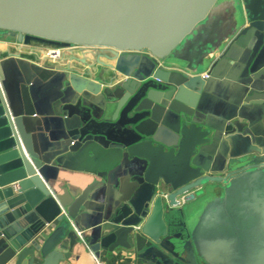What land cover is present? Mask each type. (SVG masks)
Listing matches in <instances>:
<instances>
[{
	"label": "water",
	"instance_id": "95a60500",
	"mask_svg": "<svg viewBox=\"0 0 264 264\" xmlns=\"http://www.w3.org/2000/svg\"><path fill=\"white\" fill-rule=\"evenodd\" d=\"M0 36L15 39L18 58L23 49L80 52L69 59L86 69L63 70L74 95L60 107L72 153L87 144L129 149L149 138L140 131L147 122L178 135L179 116L167 126L143 107L149 92L210 95L219 88L214 75L238 67L232 94L246 109L243 121L213 127L212 153L199 148L196 169L170 189L134 176L130 194L108 208L105 230L146 264H264V0H0ZM102 59L126 68L134 87L115 95L90 79L116 70ZM160 73L173 81L163 85ZM256 74L260 91L249 92ZM25 133L0 87V255L11 254L12 264H61L63 243L100 183L74 197L52 193L41 177L44 157L27 149Z\"/></svg>",
	"mask_w": 264,
	"mask_h": 264
},
{
	"label": "crops",
	"instance_id": "0c3cea01",
	"mask_svg": "<svg viewBox=\"0 0 264 264\" xmlns=\"http://www.w3.org/2000/svg\"><path fill=\"white\" fill-rule=\"evenodd\" d=\"M19 47L15 39L0 36V87L7 105L20 118L26 132L24 142L27 149L44 157L41 177L47 188L56 195L74 197L93 182L100 183L89 196L90 205L84 206L89 210L76 223L78 232L63 243L65 261L61 264H96L98 261L105 264H146L133 252L112 242L108 230H105L110 217L108 208L116 198L130 194L135 185L132 178L136 175H142L164 190L180 183L187 170L196 169L192 159L199 148L207 155L212 153L213 127L243 121L239 115L243 116L246 109L232 94L237 89L236 82L242 78L238 67L233 66L232 71L225 75L216 73L210 84H219V88L210 95L200 96L188 90L171 88L164 92H149L152 102H145L143 107L153 110L155 122L162 120L167 126L174 125L179 116L178 135L166 126L147 122L140 131L149 138L129 149L110 150L87 144L72 153L60 107L70 103L74 93L64 85L63 70L68 65L77 71L86 68L70 61L67 56L55 64L43 61L40 49H36L33 55L24 52L18 58L15 55ZM75 55L81 57L80 53ZM102 61L114 65L116 70H107L102 81L98 77L99 71L95 70L90 79L100 82L115 95L122 92L123 85L134 87L126 68L118 65L117 61ZM122 61L130 62L132 59L125 56ZM170 63L164 64L167 71L172 69ZM205 72L207 70L204 69L201 74ZM249 77L252 80L249 92L260 91L257 74ZM157 78L163 85H169L174 77L160 73ZM167 110L170 111L168 115L165 114ZM106 117L108 114L102 119ZM195 217L193 214L186 220L188 229L192 228ZM0 264H12L11 254H1Z\"/></svg>",
	"mask_w": 264,
	"mask_h": 264
},
{
	"label": "built area",
	"instance_id": "2783aa9c",
	"mask_svg": "<svg viewBox=\"0 0 264 264\" xmlns=\"http://www.w3.org/2000/svg\"><path fill=\"white\" fill-rule=\"evenodd\" d=\"M36 49H39V48L23 49L20 52V55H22L24 52L28 53V55H33L34 51ZM40 50H41V58H42V60L43 61H47V62H49L51 64L57 63L61 59L65 58L66 56L67 57H71L73 55V56L77 57L75 54L80 53L76 48H71L70 49L71 52H69V50H66V49H40ZM201 76L204 79L208 78V75H207L206 72L201 74ZM96 264H105V263L102 262V261H98Z\"/></svg>",
	"mask_w": 264,
	"mask_h": 264
}]
</instances>
